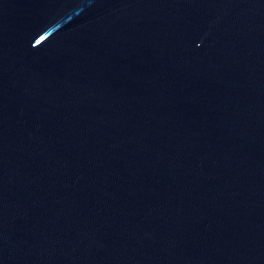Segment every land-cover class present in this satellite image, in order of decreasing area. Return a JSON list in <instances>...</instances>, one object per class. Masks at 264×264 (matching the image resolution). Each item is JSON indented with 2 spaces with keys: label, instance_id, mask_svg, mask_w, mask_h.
I'll list each match as a JSON object with an SVG mask.
<instances>
[{
  "label": "water",
  "instance_id": "water-1",
  "mask_svg": "<svg viewBox=\"0 0 264 264\" xmlns=\"http://www.w3.org/2000/svg\"><path fill=\"white\" fill-rule=\"evenodd\" d=\"M0 264H264V0H0Z\"/></svg>",
  "mask_w": 264,
  "mask_h": 264
}]
</instances>
